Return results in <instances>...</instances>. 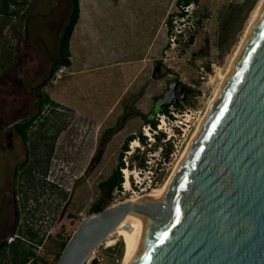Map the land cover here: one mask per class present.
Returning <instances> with one entry per match:
<instances>
[{
  "label": "rangeland",
  "instance_id": "obj_1",
  "mask_svg": "<svg viewBox=\"0 0 264 264\" xmlns=\"http://www.w3.org/2000/svg\"><path fill=\"white\" fill-rule=\"evenodd\" d=\"M177 1L80 2L79 20L69 42L71 65L64 67L59 79L51 76L45 87L57 106L44 107L36 121L46 119V134L64 124L55 139L47 172L49 181L60 186L47 185L41 195L31 191L28 209L18 218L21 225L36 231L41 242L16 240L34 256H42L46 264L54 263L60 243L71 236L81 219L97 211L95 205L102 209L127 198L114 199V191L108 195L98 183L114 171L126 136L139 134L147 120L155 117V103L176 82L178 95L171 102L180 110L189 109L194 117L186 139L173 148L151 191L167 181L261 0H193L199 16L194 41L169 50L165 45L166 20ZM69 11L70 0H32L27 20L18 24L25 30L8 41L14 42L10 49L0 47V91L13 73L11 64L31 57L36 40L38 56L44 53L43 45L55 52ZM122 114L133 116L125 120L120 118ZM16 234L22 236L19 231ZM127 235L122 233L97 245L87 264L92 259L97 264H123L130 242ZM34 256L28 264H34ZM10 260L8 254L0 264Z\"/></svg>",
  "mask_w": 264,
  "mask_h": 264
},
{
  "label": "water",
  "instance_id": "obj_2",
  "mask_svg": "<svg viewBox=\"0 0 264 264\" xmlns=\"http://www.w3.org/2000/svg\"><path fill=\"white\" fill-rule=\"evenodd\" d=\"M123 219L126 264H264V7L162 196L88 214L55 264H87Z\"/></svg>",
  "mask_w": 264,
  "mask_h": 264
},
{
  "label": "flooded vegetation",
  "instance_id": "obj_3",
  "mask_svg": "<svg viewBox=\"0 0 264 264\" xmlns=\"http://www.w3.org/2000/svg\"><path fill=\"white\" fill-rule=\"evenodd\" d=\"M35 45L31 57L11 64L13 73L9 80L3 82L5 85L1 88L3 91H0L4 93L0 94V259L9 254L8 245L16 241L23 243L16 239L8 243V238L17 231L22 234L31 228L29 225H21L18 219L28 209L30 192L41 195L47 185L54 188L56 185L60 186L57 182H50L47 176V143L52 141L35 136L43 132L45 125H41L42 121H36L41 118L43 112L41 102L47 93L45 87L51 76L55 78V72L60 67L57 64L61 59L57 48L52 53L45 45L42 57L38 56L36 51L39 45ZM53 80L51 79V82ZM177 88L176 84L172 98L178 95ZM168 93L169 89L164 96ZM17 124H22L25 138L19 133ZM61 131L62 125L55 128L53 133L45 134L52 136L56 133L57 137ZM55 139L50 157L54 151ZM31 230L36 234L33 228ZM17 239L33 244V240L40 238H37L36 234V237L27 241V235L22 234L17 235ZM30 262L31 258L25 264ZM9 264L14 263L10 260Z\"/></svg>",
  "mask_w": 264,
  "mask_h": 264
},
{
  "label": "built area",
  "instance_id": "obj_4",
  "mask_svg": "<svg viewBox=\"0 0 264 264\" xmlns=\"http://www.w3.org/2000/svg\"><path fill=\"white\" fill-rule=\"evenodd\" d=\"M31 3L32 0H7V7L0 11V47L10 49L11 45L14 46V42L12 44L8 41L15 40V35L25 30L24 26L20 27L18 24L30 10ZM198 20L195 1L179 2L170 14L166 26L165 45L168 49H181L183 44L192 43ZM64 67L58 68L54 80L61 76ZM174 105L177 104L171 102L165 111L155 113L154 124L143 126L141 132L129 141L128 148L121 157L123 165L119 171L122 182L120 187L114 189V199L121 196L136 197L157 185L158 172L163 168L167 157L173 154L175 147L186 139L194 117L189 109L180 110ZM178 117L180 121L177 120ZM137 160L142 163L138 164ZM126 182L128 188L125 186ZM16 238L17 235L12 234L7 242H14ZM36 247L39 248L38 245ZM33 251L36 253L35 249Z\"/></svg>",
  "mask_w": 264,
  "mask_h": 264
},
{
  "label": "trees",
  "instance_id": "obj_5",
  "mask_svg": "<svg viewBox=\"0 0 264 264\" xmlns=\"http://www.w3.org/2000/svg\"><path fill=\"white\" fill-rule=\"evenodd\" d=\"M191 0H179L177 2H183V3H188ZM7 7V0H0V11H3L5 8ZM29 11L25 14V16L23 17V20H27V16H28ZM79 13H80V8H79V0H70V11L68 13V17L66 22L64 23V25L62 26L61 29V33L59 35L58 38V43H57V54L59 56V58L61 59V61L57 64V66H70L71 65V61H70V51H69V42H70V38L73 34L75 25L78 22L79 19ZM169 17L168 16L166 23H169ZM25 28V27H24ZM184 90L191 93L192 90L189 87L183 86ZM169 105V103L164 104V106L159 109V111L157 112H161V111H165L166 107ZM45 106H50L52 108H54L55 106H57V103L54 102L49 95L46 93L44 96V99L41 102V107H45ZM53 112V111H52ZM157 112H153L152 117L155 113ZM140 117H144L143 114H137ZM133 115H128V114H122L120 118H125L128 119ZM46 121V119H45ZM45 121L41 122V125L44 126L46 124ZM148 123L150 124H154L153 119H149L147 120ZM16 127L19 129V133L21 134V136L23 138H25V130L22 128V124H17ZM64 127V124H62V129ZM56 137V133L52 136H47L45 134V132H40L37 133V135L35 136V138L38 139H51V143H47V157L49 159L51 151L53 149V141ZM135 138L134 134H130L128 136H126L124 142L122 143L121 147H120V154H119V158H118V162L116 164V167L114 169L113 172H111L105 180L101 181L98 183V186L101 190H105L107 192L108 195H110L115 188L120 187V183L122 182V177H121V173L119 171V168L123 165L122 161H121V157L123 154V151H125L128 148V143L129 141H131L132 139ZM96 210H100L97 205H95ZM95 211V209L93 210ZM23 235H27V241H30L31 239H33L34 237H36V234L33 233V231L31 230V228L25 230L22 232ZM70 236L66 237L61 243H60V250L56 255L55 261L53 264L56 263L61 250L63 249V247L65 246L66 242L68 241ZM41 239L37 240V243H40ZM8 250H9V254L11 255V261L14 264H25L31 257L34 256V253L25 249L23 247L22 244L14 242L10 245H8ZM34 264H46V260H44V258L41 256H34L33 258ZM90 264H97V261L95 259H92Z\"/></svg>",
  "mask_w": 264,
  "mask_h": 264
},
{
  "label": "bare ground",
  "instance_id": "obj_6",
  "mask_svg": "<svg viewBox=\"0 0 264 264\" xmlns=\"http://www.w3.org/2000/svg\"><path fill=\"white\" fill-rule=\"evenodd\" d=\"M263 7H264V0H261L260 3L258 4V6H257V8H256V10H255V12L253 14V16H252V19L250 21V24L247 26V28H246V30L244 32V35H243L242 39L240 40V43H239L236 51L234 52V55H233V57L231 59V62H230V65H229L228 69L223 74H221V82H220V85L218 86V88L216 89V91L214 93V96L210 100L207 110L205 111V113L203 114V116L201 117V119L199 120L197 126H195V130L192 131L193 134L191 133L192 136L190 135V137H191V138L189 137L190 140L189 139H188L189 141L187 140V144H186L183 152L181 153V156L178 158L177 163L175 164L174 168L172 169V172H171L170 177L158 189L151 191L152 189L155 188L154 187L151 190H148V191L142 193L143 195L142 194L137 195L136 197H134V198L132 197L131 199H129L128 201H126L129 198V197H127V198H124L123 201H120L118 203H125V202H132V201H134V202L135 201L140 202V201H142L144 199H147V198H159V197L162 196V194L165 191V189H166V187H167V185H168V183H169L172 175L174 174V172H175L176 168L178 167L181 159L183 158L186 150L188 149L191 141L193 140L196 132L198 131L201 123L203 122L206 114L208 113L211 105L213 104L216 96L218 95V93H219V91H220V89H221V87H222V85H223L226 77L228 76V74H229V72H230V70H231V68H232L235 60L237 59V57H238V55H239V53H240V51H241V49H242V47L244 45V43H245V41H246L249 33L251 32L253 26L255 25V23H256L259 15H260V13H261V11L263 9ZM125 186H126V188H128L127 187L128 186L127 182L125 183ZM139 231H140V229L133 222V220H125V219H123L121 221V223L119 224L118 228L116 230L110 232L109 235H108V238L107 239L115 238L117 235L122 234V233H126V234H128L130 236L129 247H128V250L126 252V256H125V259H124L123 264H126L127 263V260L129 258V255H130V252L132 250V247H133V245H134V243H135V241H136V239H137V237L139 235ZM128 235H127V237H129Z\"/></svg>",
  "mask_w": 264,
  "mask_h": 264
},
{
  "label": "crops",
  "instance_id": "obj_7",
  "mask_svg": "<svg viewBox=\"0 0 264 264\" xmlns=\"http://www.w3.org/2000/svg\"><path fill=\"white\" fill-rule=\"evenodd\" d=\"M80 2H81V0H79V6H80ZM79 15H80V13H79ZM79 20V19H78ZM78 23V22H77ZM76 26V25H75ZM74 29H76V28H74ZM74 32V31H73ZM71 39V38H70Z\"/></svg>",
  "mask_w": 264,
  "mask_h": 264
}]
</instances>
